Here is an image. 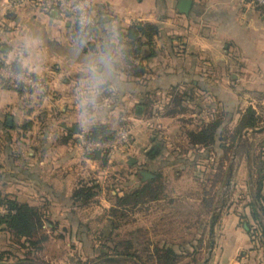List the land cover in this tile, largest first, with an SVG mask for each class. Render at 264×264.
Wrapping results in <instances>:
<instances>
[{
	"label": "crops",
	"instance_id": "obj_1",
	"mask_svg": "<svg viewBox=\"0 0 264 264\" xmlns=\"http://www.w3.org/2000/svg\"><path fill=\"white\" fill-rule=\"evenodd\" d=\"M92 2L97 26L82 34L70 17L0 0V65L43 83L0 82V198L37 207L50 221L43 228L58 224L77 237L81 223L70 216L91 202L94 211L111 208L110 220L112 211H128L118 199L146 184V207L133 209L146 215V226L134 229L146 231V264H202L219 208L207 264H264L251 215L255 192L264 198V129L239 133L234 145L224 137L228 103H264V13L243 0H192L187 13L179 0ZM137 23L156 33L132 40L127 31ZM102 47L113 51L120 84L101 98L95 123L79 124L76 86ZM216 117L227 126L221 122L213 143L184 138ZM123 126L130 141L111 156L80 153L79 132ZM82 185L95 193L74 202ZM260 222L264 231L262 214Z\"/></svg>",
	"mask_w": 264,
	"mask_h": 264
},
{
	"label": "rangeland",
	"instance_id": "obj_2",
	"mask_svg": "<svg viewBox=\"0 0 264 264\" xmlns=\"http://www.w3.org/2000/svg\"><path fill=\"white\" fill-rule=\"evenodd\" d=\"M247 105L248 104L235 103L233 101L228 103V109L231 112L232 118L229 124L230 129L225 138L226 142L233 145L235 144L237 139L233 141V137L231 138V134H233L231 130H234L233 128L237 122V120L234 119H236V115L243 112L245 113L246 108L249 106ZM250 105L260 112V114H264V103L258 104L253 101ZM225 107L227 106L225 105ZM237 117L239 118V115ZM220 119L221 122L224 121L225 126H227V120ZM192 122H194L195 125L197 119H194ZM194 125H189V127L180 129V136L182 134V137L178 139V142L181 146L183 142L182 138L186 134L187 128H194ZM263 125L264 115L261 116V120H259L256 127ZM184 138L187 139V136ZM254 141H248L249 143H244L240 148L248 149V144H254ZM183 146L185 149L187 144L183 143ZM231 149L230 153H232V151L239 153L238 148L234 149L232 146ZM191 168V165H185L183 168L184 174L190 175L194 170V168ZM144 198H146V196ZM144 207H146V202L128 207V211L122 209L118 212L112 211V215H110L111 219L108 220L107 215L109 214V210L111 211V208L94 211V203L90 202L82 211H79L78 215L70 216V222H72L73 225L76 224V218L81 223V230L75 233L77 237H74L71 231L61 230L58 224H55L56 228H51L50 230L41 228L40 233L46 235V237L37 244L38 247H33L31 253L25 254L22 259L10 258L2 261H32L38 264H104L100 261L102 257L114 255L118 257L123 264H146V231H134V229L138 227L146 226V215L144 216L141 211L137 212L133 210L134 208L141 209ZM87 222L90 227L85 226ZM3 235V233H0V248H2V250L6 248L5 244L7 242ZM7 239L9 242L16 241L11 237ZM127 240L130 244L126 247L124 243ZM5 250H7V248ZM147 264L151 263L148 262Z\"/></svg>",
	"mask_w": 264,
	"mask_h": 264
},
{
	"label": "trees",
	"instance_id": "obj_3",
	"mask_svg": "<svg viewBox=\"0 0 264 264\" xmlns=\"http://www.w3.org/2000/svg\"><path fill=\"white\" fill-rule=\"evenodd\" d=\"M76 27L79 32L86 34V32H83L77 23ZM94 28L90 32L95 30ZM127 33L132 40L139 42L140 39L137 37L139 34L145 35L146 39L148 38L150 40L152 35L156 33V28L153 25H142L137 23L132 25L128 29ZM259 120H261V116L257 114L254 108L248 106L245 110V113H241L237 119V122L233 128L234 130H231L233 133L231 134L233 141L237 139L241 130L246 127L256 126ZM220 124L221 119L216 117L199 130L190 131L187 137L189 140L195 143L203 145L211 144L214 142L215 132ZM114 132L109 131L104 127H97L93 131H86V133L92 138H107L110 137ZM224 137H227V130L225 131ZM94 193L95 189L93 185H82L74 191L73 201L85 202L89 200L94 195ZM145 196L146 184H143L124 193V195L118 199V205L121 207H133L143 203ZM0 205L5 206L8 210L6 214L0 215V226L4 225V227L0 228V231L7 232L8 238L11 237L16 240L15 242L6 243L8 244L6 245L7 250H5L6 248L3 250L2 248L0 249V260H8L10 258L22 259L24 258L23 256L25 254L31 253L33 247H38L37 244L41 240L45 239L46 235L40 233V230L43 228L44 221H47L48 223L50 221L48 220L47 216H44V214H42L37 207L31 206L25 202H20L10 198H0ZM260 214L264 215V198L260 191L257 190L255 192L254 202L251 203V215L255 220H257L255 223L256 226L252 229V231H259L257 234H255V237H257L258 241H261V239L264 237V231L263 228H261ZM124 244L127 247L130 243L125 241ZM163 258L167 259V257L164 255Z\"/></svg>",
	"mask_w": 264,
	"mask_h": 264
},
{
	"label": "built area",
	"instance_id": "obj_4",
	"mask_svg": "<svg viewBox=\"0 0 264 264\" xmlns=\"http://www.w3.org/2000/svg\"><path fill=\"white\" fill-rule=\"evenodd\" d=\"M247 4L255 5L264 13V0H243ZM9 6H32L40 11L53 12L61 17L72 18L83 32L89 33L97 24V17L93 11L92 0H7ZM84 18L90 22L85 23ZM8 81L13 86L24 85L29 88H43V83L32 75L18 71L9 65H0V82ZM130 127L123 126L117 129L110 137L92 138L85 131L77 135V147L82 155L98 153L101 156H111L121 146L130 141ZM8 212L5 206L0 205V215Z\"/></svg>",
	"mask_w": 264,
	"mask_h": 264
},
{
	"label": "clouds",
	"instance_id": "obj_5",
	"mask_svg": "<svg viewBox=\"0 0 264 264\" xmlns=\"http://www.w3.org/2000/svg\"><path fill=\"white\" fill-rule=\"evenodd\" d=\"M87 24L90 21L84 18ZM83 46V41H80ZM117 60L110 48L102 47L101 54L90 60L87 71L82 73V79L76 86L75 103L79 106L77 122L90 125L96 122L102 107L101 98L113 88L119 86L116 71Z\"/></svg>",
	"mask_w": 264,
	"mask_h": 264
},
{
	"label": "water",
	"instance_id": "obj_6",
	"mask_svg": "<svg viewBox=\"0 0 264 264\" xmlns=\"http://www.w3.org/2000/svg\"><path fill=\"white\" fill-rule=\"evenodd\" d=\"M191 5H192V0H179L178 2V10L180 12H185L187 13L189 11V9L191 8ZM7 123L10 125L11 124V117H7L6 119ZM264 129V125L263 126H260V127H256V126H253V127H246L244 128L243 130H241V135H244V134H248V133H253V132H258V131H261ZM229 183V181H228ZM220 209V208H219ZM219 209L214 213V215L212 216L211 218V222H210V229H209V233H210V242H209V248H208V251H207V256L206 258L204 259L203 263L202 264H207L208 263V260L210 258V254H211V251H212V248H213V243H214V238H213V233H214V225L218 219V216H219ZM102 263L104 264H123L122 261H120V259L116 256H112V255H109V256H104L101 258L100 260ZM23 263H27V264H38L36 262H32V261H14V262H11V261H0V264H23Z\"/></svg>",
	"mask_w": 264,
	"mask_h": 264
}]
</instances>
